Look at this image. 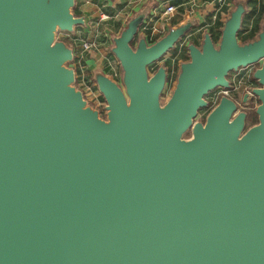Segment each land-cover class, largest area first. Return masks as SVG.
<instances>
[{
    "label": "water",
    "instance_id": "1",
    "mask_svg": "<svg viewBox=\"0 0 264 264\" xmlns=\"http://www.w3.org/2000/svg\"><path fill=\"white\" fill-rule=\"evenodd\" d=\"M74 6L0 0V264H264V21L240 43L236 1L217 43L209 31L187 43L161 103L167 69L148 66L196 20L149 43L136 11L111 37L121 86L91 72L103 119L74 85V48L55 38L85 24ZM257 64L241 100L257 98L256 124L226 94L195 120L230 73Z\"/></svg>",
    "mask_w": 264,
    "mask_h": 264
},
{
    "label": "rangeland",
    "instance_id": "2",
    "mask_svg": "<svg viewBox=\"0 0 264 264\" xmlns=\"http://www.w3.org/2000/svg\"><path fill=\"white\" fill-rule=\"evenodd\" d=\"M76 1L75 0V6L73 8V13H76ZM216 4L213 6L211 5V9H212V14L214 13V11L216 9H220L219 11H221L220 13H217L215 18H212V14L209 15L206 13V11L204 12L205 15H203V19L204 22L206 23L202 29V31L199 32H194L195 28H193L192 30L188 31L186 33V35L184 37H182V39L175 45V47L168 51L166 54H164L163 58L160 60L155 61L152 65L148 66V72L149 74H152L158 66L160 65H164L167 69V84L160 96V102L164 103L169 96L172 93V89L174 87L175 84V80H176V76L179 70V65L181 62L188 60V53L185 47V44H187L188 42H194L196 44L200 43V39L202 36V33L204 31H210V27L214 24V28L218 29L217 26V22L219 23H223L222 19L223 18H227L229 12L234 8L235 6V2L238 0H228L230 3V8H222L225 4H222V1H226V0H215ZM247 0H245L246 2ZM261 3L264 4V0H260ZM261 3H259L256 7L257 9L261 6ZM209 6V5H208ZM247 12L246 14H250L251 13V7L247 5ZM203 13V12H202ZM106 15L110 16V18H107L105 20H102L103 23H109V21H113L115 20V18L112 17V15L105 13ZM245 14V15H246ZM247 21V19H246ZM264 21V11H259L255 10V12H253L251 14V16L248 19V24H243V28H247V30L240 32L241 34H237V39L240 43L243 42V36L246 34V32H248V29L252 28L253 25L255 23L257 24H262V22ZM203 22V23H204ZM209 22V23H208ZM197 23V22H196ZM195 23V24H196ZM83 24H81L80 26H76L74 29L75 31L77 29H81V26ZM117 25V24H116ZM106 28H110V24H106L103 27V33H105L106 35L104 36L108 42H110V45L112 44L111 41V37L114 34H117L119 31H115L113 30L114 28H110V31ZM74 31V32H75ZM109 33H111V36H109ZM143 34V30L142 28H140L139 30V34L138 35H142ZM109 36V37H107ZM55 38L56 40H65L70 46L73 47V39H74V35L72 36L71 33L68 32H63V31H57L55 34ZM72 38V40H71ZM104 38V39H105ZM137 38V37H136ZM215 43L218 42V39H213ZM136 39L133 41V44L136 43ZM151 43V42H149ZM108 48H110V46L108 45ZM116 62V61H115ZM69 65L73 66L75 68V63H69ZM258 66L257 65H251L248 66L246 68H241L236 72H232L229 75V80L230 83L233 87L234 90L230 89V92L228 93V95L237 100L239 102V105L241 108L245 109L248 113L247 116V120H246V127H250L251 125H254L257 123V116L254 112L255 107L258 105V100L256 97L251 96V99L248 103V105L246 107L243 106L241 100H240V95L235 96L236 94H241L244 92H249V90L253 87H257L258 84L251 78L252 73L254 71V69ZM76 71V79H75V83L74 85L77 87V89L81 90V92L83 93V97L84 99L87 101V104L89 106H91L92 108L96 109L99 112V116L103 119H106V111H105V100L102 97L101 93L99 92L95 82L93 85V81L89 82L87 79L85 80L84 77L81 78V73L78 72V69H75ZM89 73V71L87 69H84V73ZM106 73V72H105ZM107 74V73H106ZM92 75V74H91ZM109 75L117 84H119L121 86V76H116V77H112L110 74ZM92 77V76H91ZM236 87V88H235ZM220 91L219 89H216L212 92H210L207 96H206V100L208 101V105L205 108H202L199 110L197 116L195 117V120H204L206 114L209 112V110L216 104L215 100H214V96H217L219 98L220 95H222L221 93L219 94ZM189 135H187L186 137H188Z\"/></svg>",
    "mask_w": 264,
    "mask_h": 264
},
{
    "label": "crops",
    "instance_id": "3",
    "mask_svg": "<svg viewBox=\"0 0 264 264\" xmlns=\"http://www.w3.org/2000/svg\"><path fill=\"white\" fill-rule=\"evenodd\" d=\"M215 2V0H135L131 3L128 2V0H77L75 15L83 16L85 24L81 26V29L79 28L76 31L74 29L71 34L72 36L74 35V38L78 39H96L99 41V44H101L97 50L86 54L83 58L82 63L85 69L92 74L91 72L94 68L104 70V63L107 58H113L108 48L110 42L107 41L104 37L106 34L103 33V27L106 24H110V28H114L113 30L119 31L132 14L145 7L148 11L145 22H151L154 23L155 26L161 27L162 24L165 25L166 23L158 16L165 4L170 3L176 6V11L167 26L173 27L185 22L187 19L193 18L197 22L194 32H199L202 31L206 24L202 18L203 15H205L204 12L206 11L207 14L211 15V5L214 6L216 4ZM226 7L230 8L228 0L225 1V5L222 8ZM219 10L220 9H216L214 11L215 16L217 13L221 14ZM105 13L112 15L115 20L109 21V23H103L100 18L101 15ZM214 13L212 14V18ZM224 19L225 18L222 19V22ZM110 28L106 29L110 31ZM109 36H111V33H109ZM73 48L74 54L76 55L80 51L78 41L73 44Z\"/></svg>",
    "mask_w": 264,
    "mask_h": 264
},
{
    "label": "built area",
    "instance_id": "4",
    "mask_svg": "<svg viewBox=\"0 0 264 264\" xmlns=\"http://www.w3.org/2000/svg\"><path fill=\"white\" fill-rule=\"evenodd\" d=\"M135 0H128V2H131L133 3ZM219 1V0H218ZM222 4H225V1L223 2L222 1ZM176 11V6L173 5V4H165V6L163 7L162 11L160 12L159 14V18L162 19V21L164 23H166L165 25L162 24L161 27H157L155 26L154 23H151V22H145L143 25H142V30H143V33H145L146 38H147V41L149 42H153L154 40H156L158 37H160L161 35H163L166 30H167V25H168V22L171 20V18L173 17L174 13ZM215 13H214V16L213 18H215ZM107 18H110V16L106 15V14H102L101 15V18L100 20H105ZM147 31H149V34H146ZM78 41V44H79V47H80V51L74 56V63H75V69H78V72L81 73V78L84 77V79L88 80L89 82H92V75L90 73H84V69H85V66L84 64L82 63L83 62V58L86 54L92 52V51H95L97 50L101 44H99V41L96 40V39H91V40H88V39H84V38H74L73 39V43H77ZM187 44H185V47H186ZM110 55L112 56V54L110 53ZM116 60L113 58H107V60L105 61L104 63V71L107 73V74H110L112 77H116L119 75V67H118V64H117V61L115 62ZM77 76V74H76ZM93 85H94V81H93ZM219 94H226L228 95L229 93V90H225V89H220V91H218ZM214 100L215 102L217 103L218 101V97L217 96H214Z\"/></svg>",
    "mask_w": 264,
    "mask_h": 264
},
{
    "label": "trees",
    "instance_id": "5",
    "mask_svg": "<svg viewBox=\"0 0 264 264\" xmlns=\"http://www.w3.org/2000/svg\"><path fill=\"white\" fill-rule=\"evenodd\" d=\"M259 3H261L260 0H247V5L251 7V13L248 14V15L247 14L244 15L243 22H242V27H241V30L239 31V34H241L240 32H242L244 30L245 31L247 30V28H245V29L243 28V24H248V19L251 16V14L253 12H255V10L259 9V11H261V12L264 11V4L263 3H261V6L257 9L256 6ZM246 19H247V21H246ZM217 26H218V29L214 28V24L210 27L209 33L211 34L213 39H218L219 36H220V28L222 27V24L217 22ZM259 28H260V24H257V23H255L251 29L249 28L248 32H246V34L242 38L243 42H247V41H250V40L254 39L256 37V34H257ZM146 34H149V31H147Z\"/></svg>",
    "mask_w": 264,
    "mask_h": 264
},
{
    "label": "flooded vegetation",
    "instance_id": "6",
    "mask_svg": "<svg viewBox=\"0 0 264 264\" xmlns=\"http://www.w3.org/2000/svg\"><path fill=\"white\" fill-rule=\"evenodd\" d=\"M231 87H232V85H231ZM236 88V87H235ZM219 90L221 89V88H218ZM232 90H234L233 89V87L231 88ZM229 92H230V90H229ZM245 93V92H244ZM244 93H241V94H236L235 96H237V95H240V100H242V97H243V94ZM229 96V95H228ZM237 101V100H236ZM239 103V102H238Z\"/></svg>",
    "mask_w": 264,
    "mask_h": 264
}]
</instances>
